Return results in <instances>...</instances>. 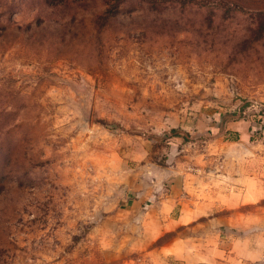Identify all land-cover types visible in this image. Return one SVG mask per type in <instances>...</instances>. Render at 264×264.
Here are the masks:
<instances>
[{
  "label": "clouds",
  "instance_id": "obj_1",
  "mask_svg": "<svg viewBox=\"0 0 264 264\" xmlns=\"http://www.w3.org/2000/svg\"><path fill=\"white\" fill-rule=\"evenodd\" d=\"M264 0H0V264H264Z\"/></svg>",
  "mask_w": 264,
  "mask_h": 264
},
{
  "label": "rangeland",
  "instance_id": "obj_2",
  "mask_svg": "<svg viewBox=\"0 0 264 264\" xmlns=\"http://www.w3.org/2000/svg\"><path fill=\"white\" fill-rule=\"evenodd\" d=\"M262 22H264V18H262Z\"/></svg>",
  "mask_w": 264,
  "mask_h": 264
}]
</instances>
